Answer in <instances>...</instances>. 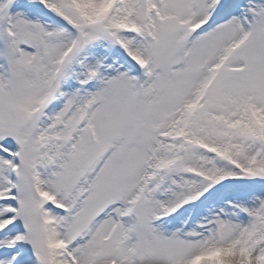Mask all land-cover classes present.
<instances>
[{
	"label": "snow or ice",
	"instance_id": "obj_1",
	"mask_svg": "<svg viewBox=\"0 0 264 264\" xmlns=\"http://www.w3.org/2000/svg\"><path fill=\"white\" fill-rule=\"evenodd\" d=\"M0 264H264V0H0Z\"/></svg>",
	"mask_w": 264,
	"mask_h": 264
}]
</instances>
